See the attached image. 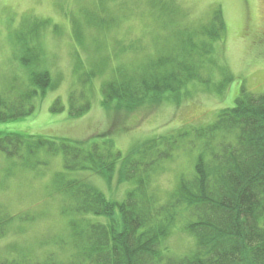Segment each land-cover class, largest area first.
<instances>
[{
  "label": "trees",
  "instance_id": "obj_1",
  "mask_svg": "<svg viewBox=\"0 0 264 264\" xmlns=\"http://www.w3.org/2000/svg\"><path fill=\"white\" fill-rule=\"evenodd\" d=\"M84 17L85 23H71L77 47H86L83 31L113 26L107 17L92 12ZM47 24L39 23L38 29ZM209 28L199 32L207 42L189 37L173 47L172 54L150 60L142 68L116 67L103 88V104L116 103V109L127 113L146 105L159 106L165 100L180 105L179 97L189 84L205 82L201 76L204 46L213 50L212 42L221 41L227 32L221 9L214 10ZM30 31L35 33L37 28ZM40 57L41 51L26 50L21 62L30 72V85L18 93L12 90V97L0 95V123L31 116L36 99L57 87L58 82L42 68ZM90 81L86 74L81 85L91 92ZM90 106L84 95L70 96L69 115L82 117ZM63 110L56 100L52 112ZM183 149L198 153L194 175L183 179L170 201L162 205L149 190L151 180ZM0 152L9 160L24 159L26 165L31 159L41 163L49 156L61 158L63 171L56 175L55 187L67 199L70 211L66 213L71 218L66 237H60L53 248L44 247L48 245L44 242L39 258L25 255L13 244L0 252V264H264V94L242 91L234 107L221 110L213 123L152 138L127 155L110 140L86 149L69 139L19 134L1 138ZM80 173L109 184L116 178L118 185L129 183L134 189L122 201L108 200L90 181L73 178ZM27 220L28 214H0V238L10 230L16 236V226ZM177 225L197 240L196 250L183 258L165 254Z\"/></svg>",
  "mask_w": 264,
  "mask_h": 264
},
{
  "label": "rangeland",
  "instance_id": "obj_2",
  "mask_svg": "<svg viewBox=\"0 0 264 264\" xmlns=\"http://www.w3.org/2000/svg\"><path fill=\"white\" fill-rule=\"evenodd\" d=\"M216 8L222 11L227 32L221 41L212 42L213 50L204 46L205 82L189 84L179 97L180 105L165 100L127 113L116 109V103L103 104V88L112 80V70H137L172 54L173 47L189 37L200 43L205 40L200 33L210 29ZM88 12L107 17L113 26L89 31L84 27L87 48L77 47L71 23L87 22ZM44 21L48 24L38 29ZM34 27L37 31L31 33ZM27 49L41 51L42 68L58 85L36 99L31 116L0 123V139L8 134L69 139L86 149L110 140L127 155L152 138L213 123L221 110L234 107L242 91L264 94V0H0V95L12 97V90L18 93L30 85V72L21 62ZM86 74L91 76V92L81 85ZM80 94L91 106L82 117L72 118L69 98ZM56 100L64 108L61 113L52 112ZM190 150H180L156 171L149 190L158 203H168L181 181L194 175L198 153ZM50 157L41 163L31 159L26 165L24 159L9 160L0 152V214L30 217L16 226V236L10 230L0 238V252L15 244L25 255L39 258L44 247L53 248L69 233V203L55 187L63 164L61 158ZM87 174L73 178L90 181L108 200L122 201L134 189L129 183L118 185L116 178L109 184ZM44 242L48 245L43 247ZM166 245L167 256L183 258L196 250L197 240L177 225Z\"/></svg>",
  "mask_w": 264,
  "mask_h": 264
}]
</instances>
